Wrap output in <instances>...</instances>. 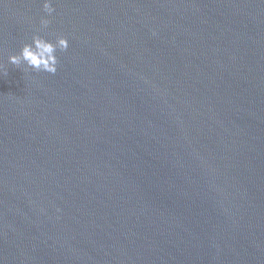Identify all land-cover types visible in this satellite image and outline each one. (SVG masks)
Instances as JSON below:
<instances>
[{
	"label": "water",
	"instance_id": "1",
	"mask_svg": "<svg viewBox=\"0 0 264 264\" xmlns=\"http://www.w3.org/2000/svg\"><path fill=\"white\" fill-rule=\"evenodd\" d=\"M51 3L0 0V264H264V0Z\"/></svg>",
	"mask_w": 264,
	"mask_h": 264
},
{
	"label": "clouds",
	"instance_id": "2",
	"mask_svg": "<svg viewBox=\"0 0 264 264\" xmlns=\"http://www.w3.org/2000/svg\"><path fill=\"white\" fill-rule=\"evenodd\" d=\"M42 7L44 12L49 15L54 11L51 0H42ZM49 23L47 17H41L40 25L43 28H46ZM67 48L68 40L63 35L56 36L53 42L43 36L34 34L31 43H24L18 53L8 56V61L17 67L23 64L37 72L43 71L55 74L58 63L56 52L57 50L65 51Z\"/></svg>",
	"mask_w": 264,
	"mask_h": 264
}]
</instances>
